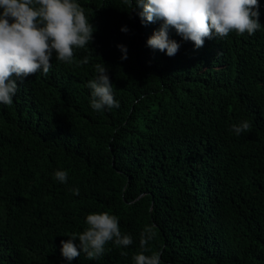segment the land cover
I'll return each instance as SVG.
<instances>
[{"label": "trees", "instance_id": "trees-1", "mask_svg": "<svg viewBox=\"0 0 264 264\" xmlns=\"http://www.w3.org/2000/svg\"><path fill=\"white\" fill-rule=\"evenodd\" d=\"M81 3L96 28L90 44L72 63L54 56L0 104V264H62L60 241L103 211L133 243L109 241L72 264H134L145 229L143 247L164 264H264V29L199 48L172 30L180 47L169 56L146 43L161 22L141 23L131 0ZM97 62L119 108L90 107ZM243 120L251 126L237 135L231 125Z\"/></svg>", "mask_w": 264, "mask_h": 264}, {"label": "clouds", "instance_id": "clouds-1", "mask_svg": "<svg viewBox=\"0 0 264 264\" xmlns=\"http://www.w3.org/2000/svg\"><path fill=\"white\" fill-rule=\"evenodd\" d=\"M131 4L141 23L161 22L146 43L169 56L175 55L180 47L170 36L172 30L199 48L205 38L225 37L233 31L251 35L264 29L259 19V0H135L134 5L131 0ZM128 30L126 25L121 26V31ZM95 31L81 0H0V104L13 103L18 80L37 72L46 75L54 56L57 61L72 63L74 51L87 47ZM117 47L122 52L121 59H126L127 46L118 43ZM79 63L87 64L88 57ZM94 69L93 78L86 84L90 107L97 112L119 108L108 66L97 62ZM250 126L248 120L231 125L237 135ZM53 175L61 183L68 182L67 169L58 168ZM71 191L77 196L80 192L79 187ZM85 222L88 227L82 232L60 241L62 264H72L81 252L89 258H98L105 253L109 241L123 247L133 243L131 234L121 232L120 218L114 213L92 212ZM152 235L150 229L141 233L142 250L133 255L134 264H164L159 252L148 254L143 247Z\"/></svg>", "mask_w": 264, "mask_h": 264}]
</instances>
